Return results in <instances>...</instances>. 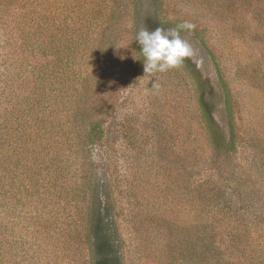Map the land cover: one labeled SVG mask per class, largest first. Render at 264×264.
Masks as SVG:
<instances>
[{
  "label": "rangeland",
  "instance_id": "1",
  "mask_svg": "<svg viewBox=\"0 0 264 264\" xmlns=\"http://www.w3.org/2000/svg\"><path fill=\"white\" fill-rule=\"evenodd\" d=\"M158 27L178 30L192 54L143 77L136 35ZM203 99L221 141L207 134ZM6 117L53 121L55 150L69 157L37 174L34 154L26 176L21 157L11 213L0 184V264H90L95 193L110 195L123 264H173L170 247L213 194L227 222L243 214L246 261L264 264V0H0L3 136Z\"/></svg>",
  "mask_w": 264,
  "mask_h": 264
},
{
  "label": "trees",
  "instance_id": "2",
  "mask_svg": "<svg viewBox=\"0 0 264 264\" xmlns=\"http://www.w3.org/2000/svg\"><path fill=\"white\" fill-rule=\"evenodd\" d=\"M93 24H95L93 21L86 24L87 30L90 29ZM67 54V63L70 67L71 62L69 59L72 57V53L69 50ZM226 99L228 102L227 96ZM202 108L203 115L208 124V136L211 135L212 139L215 140L212 133L216 131L217 139L220 141L223 140V133L216 129L217 123L211 113L210 103L203 99ZM26 112L31 116L32 111L24 110L23 115ZM44 118L45 117H40L38 121H32V119L30 120L28 117H25L26 120L22 121V118L19 117H16L15 120L14 118L10 120L6 117V123L1 128L5 136L0 132V184H5L7 181L10 183L9 189L5 194L6 204L8 203L6 206L10 213L14 201V193L11 188L15 185L13 176L16 172L13 166H18L21 157L24 159L23 171L25 176L28 174V169H31L29 165L30 161L35 156L34 154H36L37 160H39V165L35 167V169L37 168V174H40L44 168H47L51 170L50 172L52 175L53 168L58 169L62 166L61 160L64 161L65 165V159L67 158H64V156L69 157L65 155V153L55 150L56 146L53 142L55 136L60 132V129L58 127L55 128L54 122L50 121L51 128L47 130L46 128L48 126L45 125ZM97 124V131H95V133L100 136L102 134V129L99 123ZM95 133L90 131L89 136ZM45 134H48L47 138L49 141L47 142L51 143L48 146L41 143ZM66 138L68 139L67 142L70 143L72 141L67 134ZM43 150H46V153ZM32 151H34V153H32ZM52 153H56L57 156H59V158L57 157L58 163H54L57 158L53 159ZM47 174H49L48 171ZM48 180L53 181L50 178H48ZM42 190L43 192L41 194L44 192L48 193V197L53 194L51 186L45 185L42 187ZM95 197L96 201L90 220V231L87 235L88 245L91 251L90 264H123L124 245L117 228L111 202L109 201L110 195H108V193L105 195L103 193H95ZM220 198L221 196L219 195H211V202L215 203V206H210L212 208H209L208 205H204V209L201 208L202 206H196V214L199 223L194 225V227L192 226V229H190V237H186L185 232L183 236H179L175 245L170 247V252H168L173 257V264L189 263L190 260L188 258H190V256L188 252L197 254L196 264H263L262 259H259L261 256H252V259L246 261L241 249L243 242H248L246 240V223L242 222V220H244V218H242L243 214L237 217L235 223L232 221L231 223L230 221L227 222V215H225L224 212L222 214L223 207L220 206ZM65 201L68 203L70 202L69 199ZM2 227L5 232V248L10 253L14 245L12 238L13 227L12 224L10 222L7 223V221L2 224ZM186 240L188 242L187 245L184 244ZM238 252L242 255L238 254ZM202 259H204V261H202ZM254 259L256 263H254Z\"/></svg>",
  "mask_w": 264,
  "mask_h": 264
},
{
  "label": "clouds",
  "instance_id": "3",
  "mask_svg": "<svg viewBox=\"0 0 264 264\" xmlns=\"http://www.w3.org/2000/svg\"><path fill=\"white\" fill-rule=\"evenodd\" d=\"M194 27L195 25L184 22L178 26V29L192 30ZM135 40L141 46L145 73L143 77L177 68L192 54L190 45L175 29L165 30L158 27L154 31H149L143 28L138 31ZM151 88L159 89L156 79Z\"/></svg>",
  "mask_w": 264,
  "mask_h": 264
}]
</instances>
